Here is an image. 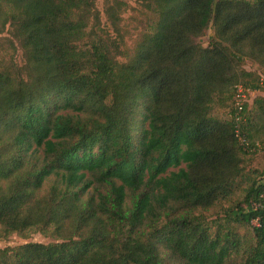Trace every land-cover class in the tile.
I'll return each instance as SVG.
<instances>
[{
  "label": "trees",
  "instance_id": "obj_1",
  "mask_svg": "<svg viewBox=\"0 0 264 264\" xmlns=\"http://www.w3.org/2000/svg\"><path fill=\"white\" fill-rule=\"evenodd\" d=\"M135 3L0 0V264H264V0Z\"/></svg>",
  "mask_w": 264,
  "mask_h": 264
},
{
  "label": "rangeland",
  "instance_id": "obj_2",
  "mask_svg": "<svg viewBox=\"0 0 264 264\" xmlns=\"http://www.w3.org/2000/svg\"><path fill=\"white\" fill-rule=\"evenodd\" d=\"M126 4V10L121 15V26L123 28V31L125 32L124 36V42L128 49L132 47L133 42L137 38L138 34L142 32L144 29H146L148 24V14L147 12H144L136 3L135 0H121ZM97 7L99 10H101V2H97ZM101 22L102 25H105V18L101 16ZM7 35L3 34L0 35V42L3 40ZM211 36V30H209L206 34V36L198 38L197 42L205 47L209 42V37ZM1 53L4 58H9L11 56H15L16 61H19L20 56L19 53L13 54L12 50L5 46L3 48H0ZM243 68L250 72H257L260 75V71L258 67L251 62L250 60H246L244 63ZM261 82H262V91H250L246 94V102L250 106L252 103V100L258 96L264 97V76H260ZM229 109L227 107H219L218 105H215L212 109V115L218 118L227 119L229 117L228 114ZM262 161V155H257L255 159L252 162V166L259 167L261 166ZM264 182V177H263ZM51 241L50 238L40 234V233H34L31 232L28 237L23 238L19 235L12 234L9 236L6 240L0 239V248H4L7 246H16L19 244H24L28 242L33 243H49Z\"/></svg>",
  "mask_w": 264,
  "mask_h": 264
},
{
  "label": "built area",
  "instance_id": "obj_3",
  "mask_svg": "<svg viewBox=\"0 0 264 264\" xmlns=\"http://www.w3.org/2000/svg\"><path fill=\"white\" fill-rule=\"evenodd\" d=\"M248 90H245L244 88H242V86H238L236 88V94L234 97V102H235V107L237 109H241L242 104L246 101V94L248 93Z\"/></svg>",
  "mask_w": 264,
  "mask_h": 264
}]
</instances>
